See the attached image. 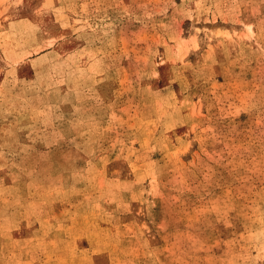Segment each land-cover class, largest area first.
I'll list each match as a JSON object with an SVG mask.
<instances>
[{"label": "rangeland", "instance_id": "rangeland-1", "mask_svg": "<svg viewBox=\"0 0 264 264\" xmlns=\"http://www.w3.org/2000/svg\"><path fill=\"white\" fill-rule=\"evenodd\" d=\"M0 264H264V0H0Z\"/></svg>", "mask_w": 264, "mask_h": 264}]
</instances>
